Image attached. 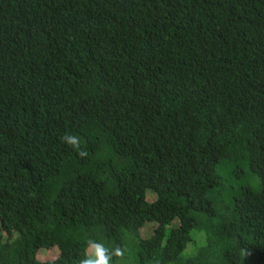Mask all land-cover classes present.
<instances>
[{
    "label": "trees",
    "instance_id": "obj_1",
    "mask_svg": "<svg viewBox=\"0 0 264 264\" xmlns=\"http://www.w3.org/2000/svg\"><path fill=\"white\" fill-rule=\"evenodd\" d=\"M90 239L264 264V0H0V264Z\"/></svg>",
    "mask_w": 264,
    "mask_h": 264
},
{
    "label": "clouds",
    "instance_id": "obj_2",
    "mask_svg": "<svg viewBox=\"0 0 264 264\" xmlns=\"http://www.w3.org/2000/svg\"><path fill=\"white\" fill-rule=\"evenodd\" d=\"M61 140L76 150L81 157L87 155L86 151L81 149L80 139L77 136L65 134ZM87 244L93 252L89 255L88 250L85 249L84 256L79 260V264H113V257L123 259L124 250L119 246L109 250L103 244L97 243L91 239L87 241Z\"/></svg>",
    "mask_w": 264,
    "mask_h": 264
},
{
    "label": "rangeland",
    "instance_id": "obj_3",
    "mask_svg": "<svg viewBox=\"0 0 264 264\" xmlns=\"http://www.w3.org/2000/svg\"><path fill=\"white\" fill-rule=\"evenodd\" d=\"M56 253H57V250L55 249V250H51V251H49L47 254H45L44 255V257L43 258H47V257H53V256H55L56 255Z\"/></svg>",
    "mask_w": 264,
    "mask_h": 264
}]
</instances>
